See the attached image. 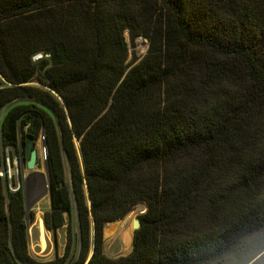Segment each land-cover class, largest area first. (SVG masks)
<instances>
[{
    "label": "trees",
    "instance_id": "16d2710c",
    "mask_svg": "<svg viewBox=\"0 0 264 264\" xmlns=\"http://www.w3.org/2000/svg\"><path fill=\"white\" fill-rule=\"evenodd\" d=\"M42 136L65 251L32 256L0 174V264H264V0H0V151ZM140 203L132 252L107 255Z\"/></svg>",
    "mask_w": 264,
    "mask_h": 264
},
{
    "label": "rangeland",
    "instance_id": "374dc122",
    "mask_svg": "<svg viewBox=\"0 0 264 264\" xmlns=\"http://www.w3.org/2000/svg\"><path fill=\"white\" fill-rule=\"evenodd\" d=\"M126 40L129 48L128 62L136 58V62H139L147 53L149 41L144 37H138L132 43L129 36V31H125ZM34 85H40V83L34 82ZM36 148L38 150V167L36 168L38 175V181L33 186L32 183V172L26 168V161L24 160V168L22 173L24 174L22 180V187L24 189L25 201L27 210L32 211L35 214V219L32 222L30 220V214L27 216V223L29 225V249L32 256L40 261L46 260L45 256L51 254L54 260L57 257H62L65 251L67 243V226L53 232L45 227L43 215L46 211L42 208L43 202H36L41 196H49V185H48V174L46 161L42 160L43 147L45 146L42 138L36 142ZM9 153L12 155L11 150ZM42 157V158H41ZM1 160V151H0ZM21 170V168H20ZM17 179V178H16ZM15 183V182H14ZM17 183V180H16ZM15 183V184H16ZM41 199V198H40ZM35 203V204H33ZM34 208H31V206ZM36 205V206H35ZM32 206V207H33ZM147 206L145 203L136 205L123 219L113 223H109L104 228V240H105V253L111 257H120L129 255L133 250V240L135 236V229L133 226L134 219L138 216L146 213ZM43 212V215H42ZM41 217V218H40ZM40 229V230H39ZM41 231V233H40ZM45 234L46 239L45 240ZM249 241H254V238H250ZM39 242V244H38ZM49 244V247L48 245ZM79 251V245L74 251L77 256ZM92 254V251L90 255ZM69 259L66 261V263Z\"/></svg>",
    "mask_w": 264,
    "mask_h": 264
},
{
    "label": "built area",
    "instance_id": "2783aa9c",
    "mask_svg": "<svg viewBox=\"0 0 264 264\" xmlns=\"http://www.w3.org/2000/svg\"><path fill=\"white\" fill-rule=\"evenodd\" d=\"M40 57L41 55H37L35 59H38ZM41 138H42V141L44 142V136H42ZM9 150H11L12 155L9 153ZM42 155H43L42 160L46 161L47 160V149L45 146L43 147ZM24 160H25V157L21 149L8 148L6 150L1 151L0 174L5 181L7 188L12 192L17 191L21 186L20 171H22V169L24 168V165H23ZM23 176L24 174L22 173V178ZM16 180H17V183H16Z\"/></svg>",
    "mask_w": 264,
    "mask_h": 264
},
{
    "label": "water",
    "instance_id": "95a60500",
    "mask_svg": "<svg viewBox=\"0 0 264 264\" xmlns=\"http://www.w3.org/2000/svg\"><path fill=\"white\" fill-rule=\"evenodd\" d=\"M46 56L50 57V54H46ZM23 155L25 157L27 170L31 172L36 171V168L38 167L39 155L33 139L31 138L28 139V142L26 144V150L23 153ZM133 226L135 230H138L140 228L139 217L134 219Z\"/></svg>",
    "mask_w": 264,
    "mask_h": 264
},
{
    "label": "crops",
    "instance_id": "0c3cea01",
    "mask_svg": "<svg viewBox=\"0 0 264 264\" xmlns=\"http://www.w3.org/2000/svg\"><path fill=\"white\" fill-rule=\"evenodd\" d=\"M47 171V170H46ZM32 183H31V186H33L35 183H37V181H38V175H39V172H37V170L36 171H34V172H32ZM23 191H24V189H23ZM41 198V199H40ZM37 201H35V203L37 202H40V201H42L43 202V204H42V208L44 209V210H50V198H49V196L48 195H43V196H41ZM35 203H33V204H35ZM33 206V205H32ZM31 206V208H34V206L32 207ZM36 206V205H35ZM27 207V206H26ZM42 215H43V212H42ZM43 217H44V215H43ZM41 218V217H40ZM44 221V220H43ZM45 224V223H44ZM40 230V229H39ZM40 233H41V231H40ZM45 240L47 241V239H46V234H45ZM38 244H39V242H38ZM48 245V247H49V244H47ZM52 257L53 256H51V254H47L46 256H45V258H46V260H51L52 259Z\"/></svg>",
    "mask_w": 264,
    "mask_h": 264
}]
</instances>
